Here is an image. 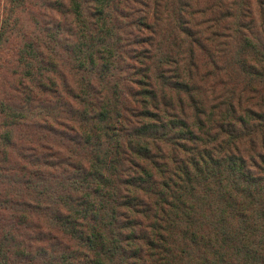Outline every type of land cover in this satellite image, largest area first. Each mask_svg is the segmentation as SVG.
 <instances>
[{
    "label": "trees",
    "instance_id": "16d2710c",
    "mask_svg": "<svg viewBox=\"0 0 264 264\" xmlns=\"http://www.w3.org/2000/svg\"><path fill=\"white\" fill-rule=\"evenodd\" d=\"M0 264H264V0H0Z\"/></svg>",
    "mask_w": 264,
    "mask_h": 264
}]
</instances>
